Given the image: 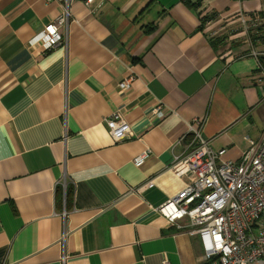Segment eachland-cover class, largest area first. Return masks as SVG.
<instances>
[{
	"label": "crops",
	"instance_id": "1",
	"mask_svg": "<svg viewBox=\"0 0 264 264\" xmlns=\"http://www.w3.org/2000/svg\"><path fill=\"white\" fill-rule=\"evenodd\" d=\"M61 7L0 0V264H200L157 209L184 187L169 166L190 129L231 161L264 131V55L241 25L264 0H75L66 46L44 51ZM115 113L129 140L110 139Z\"/></svg>",
	"mask_w": 264,
	"mask_h": 264
},
{
	"label": "built area",
	"instance_id": "2",
	"mask_svg": "<svg viewBox=\"0 0 264 264\" xmlns=\"http://www.w3.org/2000/svg\"><path fill=\"white\" fill-rule=\"evenodd\" d=\"M60 1V16L44 26L31 41L44 51L65 47L67 43L61 31L67 30L71 19L70 5L75 0ZM91 1L86 0V3ZM262 24L264 16L258 14L241 19L250 54L256 60L264 54L256 51L251 30ZM257 71L264 78L261 63H258ZM132 79L128 76L120 83V88L128 90ZM166 115L161 106L152 110L156 119L161 120ZM104 124L114 143L132 136L130 126L119 114H111ZM190 132L188 152L174 156L169 166L173 174L183 179L184 187L157 212L178 231L199 238L200 264H264V131L257 141L247 139L248 148L238 161L225 160L224 151L214 152L200 131L190 129ZM150 155L146 148L131 163L139 167ZM162 264L170 263L164 257Z\"/></svg>",
	"mask_w": 264,
	"mask_h": 264
},
{
	"label": "trees",
	"instance_id": "3",
	"mask_svg": "<svg viewBox=\"0 0 264 264\" xmlns=\"http://www.w3.org/2000/svg\"><path fill=\"white\" fill-rule=\"evenodd\" d=\"M260 16H264V14H258ZM252 16V14L250 15ZM214 17H206L205 19H202V23H205L208 19H211ZM210 21V20H209ZM252 31V42L253 45L256 46L257 43L259 44H264V24L257 26L254 30Z\"/></svg>",
	"mask_w": 264,
	"mask_h": 264
}]
</instances>
